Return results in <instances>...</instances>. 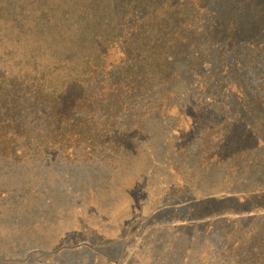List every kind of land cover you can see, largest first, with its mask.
<instances>
[{"label": "rangeland", "instance_id": "1", "mask_svg": "<svg viewBox=\"0 0 264 264\" xmlns=\"http://www.w3.org/2000/svg\"><path fill=\"white\" fill-rule=\"evenodd\" d=\"M63 1L0 0V264H264V0H144L132 55Z\"/></svg>", "mask_w": 264, "mask_h": 264}, {"label": "trees", "instance_id": "2", "mask_svg": "<svg viewBox=\"0 0 264 264\" xmlns=\"http://www.w3.org/2000/svg\"><path fill=\"white\" fill-rule=\"evenodd\" d=\"M106 3H110L112 8L106 13V19L107 24L100 27V30L104 28H114V24H122L126 26V32L125 34L131 39L136 40L138 42H141V44L134 45V44H128L125 45L124 48L127 49V55H132L135 52L141 53L144 51L145 46L149 42L152 34L157 32L155 30L156 26L154 25L157 21H161L162 17L158 16L156 12L151 10H146L145 13H150V15H146L144 17V14L142 17H140L138 10V7L144 9L145 1L144 0H127V2L123 5L124 9L120 10L118 7L122 5L121 0H105ZM66 6V3L63 0H54V4L50 8H43L41 6L42 10L51 16V19L53 22H62L64 19V16L66 14L64 7ZM140 8V9H141ZM144 11V10H143ZM154 13V14H153ZM152 27V28H151ZM98 30V31H100ZM138 38V39H137ZM154 46V53L151 61L146 60L147 67L154 66L155 65H161V59L168 54L167 48H161L159 47L157 42L153 43ZM134 48L131 49V48ZM130 51V52H129ZM132 51V52H131ZM125 55V53H123ZM163 56V57H162ZM103 54L99 53L96 57V60L94 64L92 65V69L94 70V73L97 75L100 74V72L103 70L102 64H99V61L103 58ZM90 65H87L86 69H88ZM146 73H148L146 71ZM40 78V77H39ZM37 78V79H39ZM111 97H108L107 100H110ZM58 117L60 116L61 121H65L64 124L67 122L71 124V120L75 116L78 115V113H75L73 116H71L68 113V116L66 113H58ZM68 117L70 119H68Z\"/></svg>", "mask_w": 264, "mask_h": 264}]
</instances>
